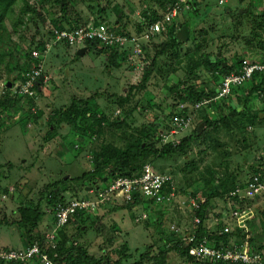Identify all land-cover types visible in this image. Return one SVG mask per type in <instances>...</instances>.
Listing matches in <instances>:
<instances>
[{"label": "rangeland", "instance_id": "374dc122", "mask_svg": "<svg viewBox=\"0 0 264 264\" xmlns=\"http://www.w3.org/2000/svg\"><path fill=\"white\" fill-rule=\"evenodd\" d=\"M24 1L26 0H20L13 7L14 14L7 20V30L0 43V54L5 59L2 66L0 65V86L16 75L15 66L25 61L26 52L41 41L47 40L48 45L38 48L39 52L42 51V73L46 82L42 91L38 95L36 92L33 104L27 102L26 96L22 97L18 104L0 117V220H9V223L0 224V228L5 230L12 249L30 245L27 244L30 240L26 230L13 223L19 217L18 208L21 203L32 201L37 204L46 195L44 188L48 184H53L65 176L79 177L84 171L92 169L93 155L101 143L108 142L124 147L137 130L149 126L150 122H159L161 138L166 135V141L178 143L201 122L198 112L193 111L195 119L191 128L179 134H168L173 126L166 113L178 109L169 86L177 77H183L185 70L175 63L173 67L177 68L173 72L172 67L165 66V62L169 63L173 58L171 54L177 51L170 50L160 56L156 66L160 71L155 70L147 85L133 92L127 103L123 106L111 103L116 95H123L129 86L142 80L144 66L153 59L156 48L159 49L165 36L156 38L148 58L144 59V63H139L138 67H132L128 60L122 61L121 54L118 57L123 62L121 67H110L107 55L103 53L89 51L84 56H79L77 48L61 42L54 45L51 39H45L46 25L39 18L35 21L28 20L31 14L25 13V17L18 22ZM27 1L30 5L39 6L36 0ZM43 2L41 0L40 3ZM188 5L189 7L184 6L176 22L192 20L195 42L189 38L183 43L180 47L181 55L188 49L197 51V44H201V49L195 55L217 53L224 62L229 63L235 62L240 56L251 58L264 53V45L261 46L251 35L253 31L262 33L257 25L264 21V0H203L199 3L198 19L189 10L191 4ZM59 7L55 0L46 1L44 11L47 12L48 8L52 11L47 18L51 19L53 14L58 17ZM207 7L208 12L205 11ZM103 8L105 12L101 13ZM69 9L72 16L77 12L82 14L81 22L95 18L100 22L109 21L112 26L117 16L123 12L125 15L121 17L122 22L118 24V28L125 24L130 32L135 33L138 24L146 19L145 11L156 10L160 15L165 12L157 0H72ZM49 26L52 27V24ZM185 60L184 55L182 61ZM206 73L205 71L200 76V81H205L209 88L217 86L210 74ZM118 74L120 78H117ZM106 81L117 85L111 87L115 96L108 89H102L103 84L108 86ZM20 84L21 81H17L13 90L19 92ZM6 87L5 84L4 92ZM95 92L98 93V98L95 97ZM240 92L242 104L246 96L243 90ZM75 97L89 98V108L92 111H104L107 118L102 124L101 134L93 141H81L74 135L70 123L61 122L56 128V135L47 139L46 135L51 128L50 115L56 108L67 107ZM231 100L232 97H227V103L232 102ZM259 104L261 108L264 107V92L260 91L248 100L251 109ZM254 113L261 118L264 116L262 110H254ZM235 121V128H214L204 144L192 145L184 153L149 156L147 162L145 161L147 164L157 172L171 175L173 179L167 192L169 197L160 204L149 205L145 202L124 207L126 203L123 202V197L118 196L114 202H107L96 212H92L85 222H80L86 231L80 235L79 242L85 244L92 253L107 254L112 259H118L125 254L122 244L126 243L124 251L131 257L123 261V264H132L146 251L158 252L165 233L173 232L178 227L185 230L193 228V198L201 196L205 199V193L220 184L216 181L218 179L234 175L235 180L243 182L255 174L251 169L252 165L264 168V119L255 124H250L246 117H239ZM164 141L165 138L159 140L157 145L160 146ZM139 163H143V160ZM74 182H77L74 185L77 188L76 184H80V181ZM235 183L236 181L233 184ZM81 188H77L78 195H75L76 192H67V199L91 195ZM42 208L45 215L33 230L34 235L41 237L52 228L54 222L53 210L47 205L46 199L42 201ZM210 209L208 224L212 228H220L226 223L232 227V231H242L245 234L250 230L256 244L264 242V197L241 202L216 198L212 200ZM235 210L240 212L238 218L231 217ZM158 220L161 221V228H158ZM216 220L220 221L219 225ZM75 221L77 220L70 221L67 225L70 233L77 231L79 221ZM7 248L8 246L0 247V251ZM4 262L9 261L0 260V264ZM168 263L184 264V261L176 252H170Z\"/></svg>", "mask_w": 264, "mask_h": 264}, {"label": "trees", "instance_id": "16d2710c", "mask_svg": "<svg viewBox=\"0 0 264 264\" xmlns=\"http://www.w3.org/2000/svg\"><path fill=\"white\" fill-rule=\"evenodd\" d=\"M20 0H0V43L4 39V34L7 30V20L10 18L11 14H14V9L16 3ZM44 1L41 4V0H36V3L39 5H30L29 1H24V5L21 9V13L19 14V20H22L26 14H31L28 16V20L35 21L36 18H39L41 21L44 22L46 25V30L44 31L45 39H51V42L54 41V32L51 30L49 24L52 26L60 29H74L76 27L85 25L89 22V20L82 21L83 16L80 13H75L74 16L71 15L69 6L72 3V0H55L59 4V12L60 15L55 17V14L51 16V19L47 18L51 14L52 11L48 8L47 12L44 11L43 7L48 0ZM160 6L165 9V12L169 9V7L173 6L177 2L180 3L181 8L179 9L178 15L175 19L168 24L167 30L159 36H165V40L159 44V49L156 47V53L153 59L150 61L149 64H146L143 68L141 73L142 80L136 84H132L129 86L127 92L123 95H113L116 98L111 99V103L119 104V106H123L125 103L132 98L133 92L143 89L148 81L150 80L151 76L153 75L155 70H159L160 68H156L157 60L163 53H167L168 51H177V53H172L171 56L173 57L170 62H165V66L172 67L173 72L176 71L177 67H173L174 64H178L180 68L185 70V75L183 77H177L173 80L172 84L169 86V91L176 100L177 108L166 113V117L171 120L177 112H179L180 108L179 105L181 102L187 104L186 108L182 110L181 114H186L192 110V106L204 99L210 98L216 95L217 89L221 82V79L226 74H229L238 69L241 64V60L243 56H240L236 59L235 62L229 63L224 62L218 54H199L198 56L195 55V52L201 49V44H197L196 50L192 52L191 50H187L184 54L186 57L185 61H182L184 55H181V46L183 45V41L179 40L177 37V31L183 26L187 25L190 30V40H194L195 36L193 35L194 31V24L190 21L179 22L178 16L181 14L182 9L186 5L181 0H157ZM203 0H187V3L191 4V11L195 13L198 19V12H199V3ZM35 4V3H34ZM104 8L101 13L105 12ZM49 11V12H48ZM208 12V7L205 10ZM125 14H119L115 20L114 25L108 21V23L112 26V28L118 31L121 34L125 35H142L145 31L148 30V27L153 22L162 19L163 15H160L156 10L152 11H145L144 18L142 22L138 24L136 27V33L130 32L126 25L123 24L120 28H118V24L121 23V17ZM264 18V13L262 14ZM96 23H100L98 19L95 20ZM48 23V24H47ZM117 27V28H116ZM257 28L262 31V33H258L256 31L252 32V36L255 41H258L261 46L264 45V21L258 23ZM260 34V35H259ZM188 41V40H187ZM156 40L146 41L142 45V54L144 59L148 58V54L153 49L154 43ZM34 43V39L32 40ZM47 40L39 42L32 50L26 52V59L23 63H18L15 66L16 75L12 78H8L5 84H12L15 86L17 81L25 82V74L27 71H30L34 66L39 64L43 57L41 56L38 59L32 57V51L38 50L39 47L47 46ZM54 45H57L55 43ZM69 46V45H67ZM70 47V46H69ZM94 51L95 53H103L107 55L108 66L110 67H121L122 63L118 57L120 54L123 56L122 61L127 59L126 50H121L118 47H103L97 43H88L87 44V52ZM125 51V52H123ZM86 52V53H87ZM42 53V51H41ZM78 55V54H77ZM181 56V58H180ZM177 58V59H175ZM0 54V65L4 63L5 59ZM174 61V62H173ZM180 64V65H179ZM169 68V67H168ZM167 69V68H166ZM165 69V70H166ZM169 70V69H168ZM205 71L210 74L212 80L217 84L213 88H209L208 84L201 80L200 76L205 73ZM206 73V74H207ZM202 77V76H201ZM45 75L42 73L39 78L36 80L34 85L35 94L33 96H29L28 94H21L18 91H14L13 88L6 87V92L0 96V117L3 114H6L9 109H12L16 104L19 103L22 97H27V102L30 104L34 103V98L42 91L43 86L45 85ZM246 87H248L246 89ZM244 91L246 98L244 99L243 103L241 104V92ZM264 92V74L256 73L252 80L247 82L246 84L236 87L233 89L232 94H230V98L232 97V102L227 103V98H222L216 102L211 103L203 107L202 109L198 110V115H200L201 122L199 125L194 129V131L189 134L188 136L184 137L180 142L173 143L167 142L163 143L160 146L157 145L159 140L162 141L161 135H159V122H150L149 126L141 128L136 131V134L130 135L131 139L130 142L122 147L116 144L103 142L100 144V147L96 150L93 157V168L87 171H84L81 176L76 178H70L69 176H65L60 180L54 182L53 184H48L44 190L46 192L45 196H42L40 201L37 204L34 202L26 201L21 203L20 207L18 208L19 217L13 221L19 227L24 228L28 234V241L27 244H31L35 241H39L41 245L44 246V236L34 235L33 230L37 228L39 223L42 221L45 211L42 208V201L46 199L47 205L54 210L58 204H66L68 202L66 193L67 192H76L75 195H78L77 188L81 186L82 190H86L85 187L91 186L93 191L97 192L104 186L109 185L115 179L121 176H134L139 175L144 167V164H147L146 159L151 156H168L177 153H184L188 147L195 145L200 146L206 142V140L210 137L211 131L214 128L219 126H224L227 129H233L236 125V119L239 117H246L250 124H255L258 120L264 119V116L261 118L259 114L254 113V110H262L264 112V107L261 108L260 104L256 105L255 108H250L248 106L249 97L251 98L254 93L256 92ZM111 96V95H110ZM248 97V98H247ZM178 101V102H177ZM226 103L228 107L226 108ZM84 104V105H82ZM213 110L214 113H210V110ZM253 110V112H252ZM103 111V110H102ZM98 111L97 109L91 110L89 108V98H73L70 104L65 107L61 106L56 108L53 114L50 115V130L48 131L46 138L51 139L53 136L56 135L57 126L60 125L61 122H67L72 125V129H74V135L81 141H93L94 138L98 137L101 134V129L103 122L106 120L107 116H105L103 112ZM203 120H202V118ZM235 121V122H234ZM56 122L57 124H54ZM122 122V121H119ZM53 124V126H52ZM99 133V134H98ZM157 145V146H156ZM143 160V163H139ZM146 161V162H145ZM263 165V164H262ZM251 169L254 171L255 174L261 175L264 178V168L262 166L255 167L254 165L251 166ZM165 173V172H161ZM253 175V174H252ZM251 175V176H252ZM250 176V177H251ZM216 180V179H215ZM74 181H80V184H76L77 188H75ZM217 183L220 184L217 187H211L208 192L205 193V201L204 203H200L198 208L193 210L194 217L200 218V222L197 225L196 230V237L198 240H201L204 237H207L209 241L215 244L217 247L222 245H228L232 239L236 241H241L240 239L245 238L247 233L243 234L242 231H232L228 233H220L223 229V225L219 228L216 226L212 228L208 224V219L210 218V205L213 199L216 198H226L229 199V193L233 191L237 186H243L246 182H238L235 180V176L232 175L228 178L218 179L216 180ZM234 181H236L235 184ZM74 182V183H73ZM79 183V182H78ZM242 183V184H241ZM233 184V185H232ZM98 185V187H97ZM230 185H232L231 188ZM171 185L165 187V192L169 191V187ZM87 191V190H86ZM196 197V196H195ZM234 201L241 202L244 199L240 198L239 196L231 197ZM152 201V200H151ZM148 201L142 199L139 195H136L135 200L132 204H126L124 207H132L135 206L136 203H153V201ZM162 214V213H160ZM91 217V213L78 210L73 217L70 218V221L77 220L78 226L77 231L75 233H70L68 231L67 225L62 227L59 230L58 237H57V246L55 248H49V252L51 254L57 253V257L55 258L57 264H123V261L129 259L131 257L130 254H126L125 248L126 243L122 244L123 252L125 254L120 256L118 259H112L107 254L96 255L92 253L89 248L79 242L80 235L82 232H85L86 229L84 225H81L80 222H85L86 219ZM75 221V222H77ZM9 223L7 218L1 219L0 224ZM158 228H161V221L158 220ZM195 224V221H194ZM219 225V224H218ZM192 229V228H191ZM190 229V230H191ZM85 230V231H84ZM186 231L185 229H183ZM164 233V232H161ZM166 236L163 239V244H161V249L154 253L146 251L140 256V259L135 261L132 264H169V254L170 252H176L178 256L184 261V264H234L231 262L226 261H218V262H206V261H199L196 260L195 257L189 254V246L181 237L182 235L179 233L167 232L165 233ZM251 242L256 249L263 248L262 244H256L253 242V237L251 236ZM20 263L21 262H17Z\"/></svg>", "mask_w": 264, "mask_h": 264}, {"label": "built area", "instance_id": "2783aa9c", "mask_svg": "<svg viewBox=\"0 0 264 264\" xmlns=\"http://www.w3.org/2000/svg\"><path fill=\"white\" fill-rule=\"evenodd\" d=\"M181 1L183 2V0ZM185 3V6L189 7L187 0H185ZM180 8L181 5L179 2L169 7L163 15V18L150 24L148 30L142 35L132 34L129 36L121 34L114 30L108 22L96 23L94 19L85 25L70 30L52 26L51 30L54 32L53 43L58 44L61 42L69 45L71 48L77 49L82 47L87 48V44L93 42L105 48L118 47L121 50L127 51L126 60H128L131 66L135 67L137 65L138 67L139 63H144V56H141L143 43L153 39L156 40L159 35L164 33L167 30L168 24L178 15ZM41 56L42 53L38 50L32 51L33 58L38 59ZM42 71V61L30 71H27L25 74V82H21L19 92L33 96L35 94V82L42 74ZM256 73L264 74V53L251 58L244 56L237 70L222 77L216 95L196 102L192 106V110L197 112L213 102L229 97L234 88L242 86L252 80ZM4 91L5 83L0 86V96L5 93ZM186 106V103H180L179 112L171 119L173 127L168 134H179L193 126L195 119L193 111L181 114ZM210 112L212 114L214 113L212 109ZM163 138H165V143L169 142L166 141V135H163ZM172 183L173 179L171 175L157 172L151 165L145 164L139 175L121 176L97 192L93 191V189L88 190V193H91V195L95 193L93 196L79 195L69 199L66 204H58L52 211L54 222L52 228L44 235V246L39 241H35L28 247L2 249L0 251V260L21 263L38 261L39 264H57L55 258L58 254L56 252L51 254L48 250L49 248H55L57 246L59 230L69 223L70 218L78 210L89 213L96 212L107 202H114L113 200L118 196H122L123 202L126 204H132L136 195H139L144 200H152L153 203L160 204L169 197L167 192H165V187L168 184L172 185ZM235 196H239L244 200L264 197V178L261 175L253 174L246 180L243 186L239 185L229 193V199L233 200L231 197ZM204 201L205 199L198 196L191 200V206L193 209L198 208L200 203H204ZM239 216L240 212L238 210L231 213V217L238 218ZM144 217H146L145 213ZM194 221L195 224L191 230L184 231L183 228L178 227L175 232L181 234L183 241L187 245H190L189 254L195 257L196 260L206 262L226 261L234 264H264V242L262 243L263 248L256 249L251 242L250 230H247V235L245 238L240 239L241 241L232 239L228 245L217 247L207 237L201 240L197 239L196 228L200 222V218L195 217ZM216 221L217 224L220 223L219 220ZM231 231L232 227L225 223L220 233H228Z\"/></svg>", "mask_w": 264, "mask_h": 264}, {"label": "crops", "instance_id": "0c3cea01", "mask_svg": "<svg viewBox=\"0 0 264 264\" xmlns=\"http://www.w3.org/2000/svg\"><path fill=\"white\" fill-rule=\"evenodd\" d=\"M85 54H87V53H85ZM121 74V73H120ZM120 74H118V76H117V78H120ZM106 85H108V86H105V84H103L101 87H102V89L103 90H105V89H108V91H111V93H113V95H115L114 93V90H112V86L113 87H116L117 85L113 82V83H110L109 81H106ZM100 88V87H99ZM125 92V91H124ZM126 93V92H125ZM124 93V94H125ZM96 94H98L97 92H95L94 93V95H95V97L96 98H98V95H96ZM111 220H114V218L113 219H111ZM1 226V225H0ZM0 236H1V238H0V241H2V242H4V243H0V247L1 248H6L7 246H8V248H13V247H11V244H8L9 242H10V240H9V237L5 234V230L4 229H2V228H0ZM5 237V238H4ZM10 246V247H9ZM24 245H21L20 246V248H22ZM18 247V246H17ZM10 262V261H9ZM4 262V263H2V264H20V263H17V262ZM21 264H39V262L38 261H31V262H28V263H21Z\"/></svg>", "mask_w": 264, "mask_h": 264}, {"label": "water", "instance_id": "95a60500", "mask_svg": "<svg viewBox=\"0 0 264 264\" xmlns=\"http://www.w3.org/2000/svg\"><path fill=\"white\" fill-rule=\"evenodd\" d=\"M177 37L179 38V40L183 41V42H186L189 37H190V30H189V27L187 25H183L178 31H177ZM87 52V48L86 47H82V48H79L77 50V54L79 56H84L85 53ZM6 86L8 88H12V84H6ZM98 187V185H97ZM85 189L88 191V190H91L92 187L91 186H87L85 187Z\"/></svg>", "mask_w": 264, "mask_h": 264}, {"label": "clouds", "instance_id": "9594fccd", "mask_svg": "<svg viewBox=\"0 0 264 264\" xmlns=\"http://www.w3.org/2000/svg\"><path fill=\"white\" fill-rule=\"evenodd\" d=\"M13 88V87H12Z\"/></svg>", "mask_w": 264, "mask_h": 264}]
</instances>
